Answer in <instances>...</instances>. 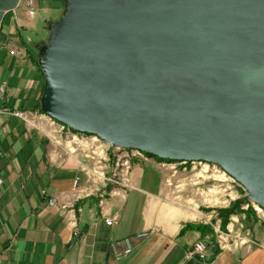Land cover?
<instances>
[{"label": "water", "instance_id": "water-1", "mask_svg": "<svg viewBox=\"0 0 264 264\" xmlns=\"http://www.w3.org/2000/svg\"><path fill=\"white\" fill-rule=\"evenodd\" d=\"M21 0H0V26ZM40 111L111 147L220 168L264 211V0H62Z\"/></svg>", "mask_w": 264, "mask_h": 264}, {"label": "crops", "instance_id": "crops-1", "mask_svg": "<svg viewBox=\"0 0 264 264\" xmlns=\"http://www.w3.org/2000/svg\"><path fill=\"white\" fill-rule=\"evenodd\" d=\"M28 1L6 13L0 26L8 110H38L43 78L34 51L59 12L58 0ZM11 47L25 54L12 56ZM82 145L49 140L21 119L0 115V264H264V249L249 243L264 240V219L252 209L209 221L193 189L185 190L182 172L170 178L157 158L135 161L125 187L111 182L113 161ZM74 190L77 198L70 200ZM65 201L72 206L61 209ZM106 218L115 223L107 225ZM151 229L147 238H134ZM199 239L207 241V261L191 254Z\"/></svg>", "mask_w": 264, "mask_h": 264}, {"label": "built area", "instance_id": "built-area-1", "mask_svg": "<svg viewBox=\"0 0 264 264\" xmlns=\"http://www.w3.org/2000/svg\"><path fill=\"white\" fill-rule=\"evenodd\" d=\"M28 4L29 5L31 4L30 0L28 1ZM29 12L32 13V11ZM9 54L12 56H23L25 54V50L21 47H11L9 49ZM6 97H7V86L3 81L0 80V115L9 114L14 117H17L21 119L27 127L40 130L43 133V135L49 140L55 141V138H58V140H62L65 143L70 144L72 148L81 147L83 146L82 144L85 143L94 146L95 151H98L101 154L102 156L101 159L107 161L110 160L113 161L114 167L116 169L115 170L116 179L111 180V182L114 184H118L126 187L127 186L125 183L126 175L132 164L135 161H142L151 158L150 156H148L147 154L141 151L135 149H123L119 147H111L109 144H107L104 141H101L96 136L75 132L72 129H70L68 126L43 114L40 110H33V111L8 110L2 105ZM68 152H70V150ZM159 162L163 167L171 170L170 178H172L175 175V173L178 171L177 169H175L176 165L180 166L183 164H190L192 166L198 165L200 167L199 172H201L202 174H209L210 175L209 177H212L214 176V174H216L218 177H220L218 181H221V179L230 180L231 182L239 185L234 179L228 176L220 168V166L216 164L207 163L203 161L172 162V161L159 160ZM79 182H80V177H76L74 180L75 189L79 184ZM166 183L167 185H170L169 178L167 179ZM1 187H2V179L0 177V191H1ZM76 198L77 195L75 191L74 194H71L70 200ZM55 204H57L56 198H52L48 202V205L50 206H54ZM71 206H72L71 201H65V203L60 204L61 209H66ZM241 208L244 210L252 209L257 215L261 216V218L264 219V211H262L258 206L254 205L251 201L244 203ZM104 221L107 225H112L115 223V220L113 218H106ZM153 232H154L153 229L144 231L139 234H136L134 238L144 239L147 238L149 235H151ZM219 235L220 237L223 236L222 238L226 239L229 237V232L220 231ZM234 239L239 241L242 240V238H240V236L238 235H234ZM249 243L256 247L264 249V240L260 242L249 240ZM129 252H130L129 248L125 250V253H129ZM191 254H194L202 261H207L208 259L207 241L204 239H199L195 241L191 248Z\"/></svg>", "mask_w": 264, "mask_h": 264}, {"label": "rangeland", "instance_id": "rangeland-1", "mask_svg": "<svg viewBox=\"0 0 264 264\" xmlns=\"http://www.w3.org/2000/svg\"><path fill=\"white\" fill-rule=\"evenodd\" d=\"M58 6L59 12L54 15L56 19L60 17L63 10L61 0H58ZM193 166L190 164L176 165L175 169L183 173L185 190L193 189L199 205L198 209L203 217L210 218L209 221L225 222L228 217L238 212L244 203L250 202L244 195V190L236 183L224 179L218 181L220 177L216 174L209 177V174L199 172L198 165Z\"/></svg>", "mask_w": 264, "mask_h": 264}, {"label": "trees", "instance_id": "trees-1", "mask_svg": "<svg viewBox=\"0 0 264 264\" xmlns=\"http://www.w3.org/2000/svg\"><path fill=\"white\" fill-rule=\"evenodd\" d=\"M43 44H44V43H43ZM43 44H42V45H43ZM42 88H43V87H42ZM41 93H42V89H41ZM40 96H41V94H40ZM39 99H40V98H39ZM38 110H40L39 107H38Z\"/></svg>", "mask_w": 264, "mask_h": 264}]
</instances>
